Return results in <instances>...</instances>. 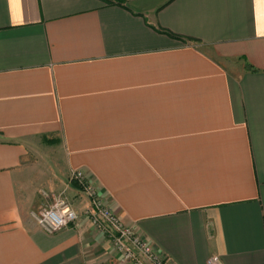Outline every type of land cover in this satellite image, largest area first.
I'll return each instance as SVG.
<instances>
[{
	"label": "crops",
	"instance_id": "obj_1",
	"mask_svg": "<svg viewBox=\"0 0 264 264\" xmlns=\"http://www.w3.org/2000/svg\"><path fill=\"white\" fill-rule=\"evenodd\" d=\"M74 172L172 264H264V0H0V264H119Z\"/></svg>",
	"mask_w": 264,
	"mask_h": 264
},
{
	"label": "built area",
	"instance_id": "obj_2",
	"mask_svg": "<svg viewBox=\"0 0 264 264\" xmlns=\"http://www.w3.org/2000/svg\"><path fill=\"white\" fill-rule=\"evenodd\" d=\"M70 181L76 182L90 199V205L84 214L92 225L103 233L119 255V264H172L159 257L153 245L141 237L132 227L124 224L118 216L99 198L94 186L89 183L81 172H74ZM43 195L48 196L47 193ZM39 227L48 235H54L75 224L80 215L63 195L55 197L54 202L33 213ZM205 264H224L220 256H213Z\"/></svg>",
	"mask_w": 264,
	"mask_h": 264
}]
</instances>
